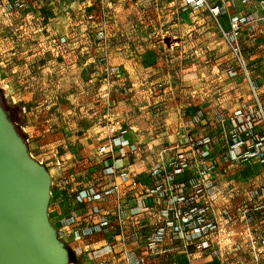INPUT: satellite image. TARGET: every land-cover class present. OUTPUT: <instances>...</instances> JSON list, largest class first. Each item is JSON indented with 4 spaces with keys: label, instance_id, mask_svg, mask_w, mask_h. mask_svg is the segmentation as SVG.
Listing matches in <instances>:
<instances>
[{
    "label": "rangeland",
    "instance_id": "1",
    "mask_svg": "<svg viewBox=\"0 0 264 264\" xmlns=\"http://www.w3.org/2000/svg\"><path fill=\"white\" fill-rule=\"evenodd\" d=\"M258 28L248 27L241 44L264 112V34ZM257 98L204 7L182 0H0V104L30 157L50 175L47 220L69 253L67 264L81 262L73 231L80 232L75 242L84 243V221L100 213L103 195L120 191H97L93 176L114 175L111 164L123 155L119 139L134 130L159 149L148 177L162 178L170 194L168 176L179 199L164 205L160 220L169 233L150 236L180 243L171 215L176 208L191 263L207 257L218 264H264V184L246 187L247 179L264 180ZM113 141L114 157L100 152ZM127 145L135 156L141 153ZM257 166L259 174L252 170ZM163 184L147 194H165ZM139 204L123 198L117 208L130 222L150 210ZM120 236L123 249L131 234ZM152 237L147 243L155 251Z\"/></svg>",
    "mask_w": 264,
    "mask_h": 264
},
{
    "label": "crops",
    "instance_id": "2",
    "mask_svg": "<svg viewBox=\"0 0 264 264\" xmlns=\"http://www.w3.org/2000/svg\"><path fill=\"white\" fill-rule=\"evenodd\" d=\"M235 1L236 7L229 9V14L235 12L246 14L249 12L252 15L256 12L253 6H242L241 0ZM227 17V16H226ZM228 22V17H227ZM259 27H261L259 25ZM264 41V39H263ZM89 73H82L84 80H89ZM120 144L124 146L119 148L123 154L116 157L117 161L111 164V171L114 175L110 177L98 178V175L93 176L94 181L91 183L97 191L107 190L113 186L119 188L118 195L102 196L98 205L100 213L94 215L91 220H85L84 223L88 224L86 229L83 230L84 243L81 241L75 242L74 238L79 235L78 231H73V236L70 238L72 241V248L75 249L77 254L81 257L79 264H185L186 256L183 254L173 253L178 250L179 242H174L170 236H155L154 241L156 246L155 251H151L150 245L147 243V238L152 237V234L169 233L168 230L162 231L164 225L161 218L165 215L164 205L167 206L169 202L179 201L178 198H172L171 193H167L164 180L149 178L147 173L153 171L157 167L154 165V159L158 157V150H152V145L146 144L143 140L142 131H130L124 137L119 139ZM141 150V153L135 156L127 144H133ZM143 147V148H142ZM118 148H116L118 153ZM150 150V151H149ZM153 151V152H152ZM152 152L151 154H149ZM137 157V159H135ZM120 166V167H119ZM146 167V168H145ZM153 167V168H152ZM165 169V167H161ZM252 170L257 171L259 174V167ZM256 173V174H257ZM166 181V178H165ZM188 179H180V182H186ZM167 182V181H166ZM162 186L165 194H151L148 195V189L155 186ZM254 184L263 185V177L259 176L256 179H247V189ZM123 198L137 199L140 204L139 208L146 205L150 206V212L143 210L136 212L137 214L129 222V218L121 215L118 210V204L122 202ZM145 202V204H144ZM150 202V203H149ZM165 203V204H164ZM120 214V215H119ZM172 215V214H171ZM106 221V222H105ZM106 224H105V223ZM154 223L153 226L151 224ZM120 225V227H119ZM131 234V237L125 243V247L120 248L119 240L121 234ZM152 237V238H153ZM149 238V239H152ZM152 241V240H150ZM125 242V241H124ZM149 242V241H148ZM197 258V257H196ZM200 258V256H198ZM218 260L212 258H203L197 260L194 264H218ZM74 264V263H73ZM193 264V263H192Z\"/></svg>",
    "mask_w": 264,
    "mask_h": 264
},
{
    "label": "water",
    "instance_id": "3",
    "mask_svg": "<svg viewBox=\"0 0 264 264\" xmlns=\"http://www.w3.org/2000/svg\"><path fill=\"white\" fill-rule=\"evenodd\" d=\"M28 159L40 166L30 157L0 104V264H57L56 249L40 212L27 204V197L38 200ZM54 235L68 262V251L55 231Z\"/></svg>",
    "mask_w": 264,
    "mask_h": 264
},
{
    "label": "built area",
    "instance_id": "4",
    "mask_svg": "<svg viewBox=\"0 0 264 264\" xmlns=\"http://www.w3.org/2000/svg\"><path fill=\"white\" fill-rule=\"evenodd\" d=\"M183 4L187 7H204L208 10L210 16L216 23V25L220 29V33L223 37V39L226 41L230 52L232 56L239 62L241 65V68L243 71L246 72L249 82L251 84V88L253 93L255 94L257 98L256 91L252 85V82L250 80L249 74L246 69V65L243 59V50H242V37L245 31H247L248 27L251 26H258L257 29L258 34H264V0H242V2L247 3L250 6L255 7L256 12L251 16H240L236 14H229V0H182ZM228 16V22L227 26H223L221 23V18L223 16ZM257 103L259 106V112L262 114V117L264 119V112L261 108L260 101L257 98ZM100 152L103 154L108 155L109 157H114L116 152V145L113 142H109L107 145L103 146L100 149ZM113 170V168H111ZM166 171V169H163ZM167 185L170 188L171 196L172 198H176L172 194V188L170 183V178L166 176ZM176 201H173L172 204L175 205ZM171 214L173 217L178 221V227L176 228V232L180 234V244L178 249L182 251L187 257L188 264H192V256L188 253L189 251V243L187 242L185 235H184V228L182 227L180 223V218L178 215V211L175 208L173 211H171ZM255 248V247H253ZM255 261H258L257 256H255Z\"/></svg>",
    "mask_w": 264,
    "mask_h": 264
},
{
    "label": "bare ground",
    "instance_id": "5",
    "mask_svg": "<svg viewBox=\"0 0 264 264\" xmlns=\"http://www.w3.org/2000/svg\"><path fill=\"white\" fill-rule=\"evenodd\" d=\"M24 151V149H22ZM28 164L32 171V182L33 186L36 188V196L38 200H30L28 192H25V197H27V204L30 205L31 209H35L40 212L41 220L45 226L46 232L51 239L52 243L56 249L57 264H67L65 256L66 253L59 244L54 235V230L52 229L49 221L47 220V210L48 203L51 196V178L50 175L45 171L44 168L36 166L30 159H28Z\"/></svg>",
    "mask_w": 264,
    "mask_h": 264
}]
</instances>
